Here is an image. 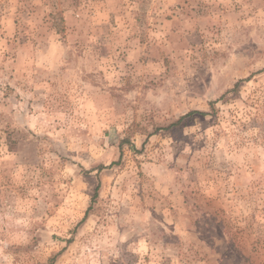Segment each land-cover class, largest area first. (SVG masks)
Segmentation results:
<instances>
[{
    "label": "rangeland",
    "instance_id": "374dc122",
    "mask_svg": "<svg viewBox=\"0 0 264 264\" xmlns=\"http://www.w3.org/2000/svg\"><path fill=\"white\" fill-rule=\"evenodd\" d=\"M53 258L264 264V0H0V264Z\"/></svg>",
    "mask_w": 264,
    "mask_h": 264
},
{
    "label": "trees",
    "instance_id": "16d2710c",
    "mask_svg": "<svg viewBox=\"0 0 264 264\" xmlns=\"http://www.w3.org/2000/svg\"><path fill=\"white\" fill-rule=\"evenodd\" d=\"M237 88H238V84L236 85V87L234 88V90H236ZM210 105L214 108L215 101H211ZM195 113H199V114H202V115L205 114V112H202V111H191V112H189V113L183 115L182 117H180L179 120H177L174 124L179 123V122H180L182 119H184L185 117L191 116V115H193V114H195ZM117 162H118V161H117ZM117 162H114V164H116ZM105 168H106V166H104V165L100 166V167L98 168V169H99V172H100L101 170L105 169ZM87 214H88V213H87ZM87 214H86V216H87ZM86 216H85V218H86ZM53 262H54V258L51 259L50 262H49L48 264H53Z\"/></svg>",
    "mask_w": 264,
    "mask_h": 264
}]
</instances>
